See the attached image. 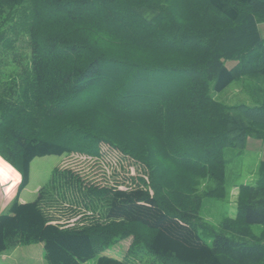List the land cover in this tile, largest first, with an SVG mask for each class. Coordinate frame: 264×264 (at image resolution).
Wrapping results in <instances>:
<instances>
[{
  "label": "trees",
  "instance_id": "obj_1",
  "mask_svg": "<svg viewBox=\"0 0 264 264\" xmlns=\"http://www.w3.org/2000/svg\"><path fill=\"white\" fill-rule=\"evenodd\" d=\"M260 23L264 0H0V157L19 191L34 158L97 156L102 144L149 171L148 187L82 190L54 170L34 202L0 214V254L40 244L46 264H82L131 238L126 257L97 264H264V160L233 218L218 231L199 218L203 199L224 198V150L264 141ZM233 82L254 106L213 99ZM172 171L189 178L185 194L161 189ZM56 202L101 221L60 224L44 210Z\"/></svg>",
  "mask_w": 264,
  "mask_h": 264
},
{
  "label": "rangeland",
  "instance_id": "obj_2",
  "mask_svg": "<svg viewBox=\"0 0 264 264\" xmlns=\"http://www.w3.org/2000/svg\"><path fill=\"white\" fill-rule=\"evenodd\" d=\"M258 30L261 37H264V23L258 25ZM225 64L230 68L235 62L226 61ZM211 95L217 102L226 106H254L253 99L241 89L240 83L238 82L231 83L220 93H214L212 91ZM224 158L226 160L224 169V198L203 199L199 209L200 222L212 227L216 231L219 229L220 222L226 218H233L235 216L238 188L241 185H251L255 182L257 167L260 161L264 160V141L249 138L246 141L243 151L231 148L225 149ZM0 159L1 168L5 169V166L7 168V174L2 171L3 175L0 176V196L6 194L7 200H10L9 206L16 199H19V197L21 200H24L20 203L34 202L37 199V192L48 184L56 169L63 170L64 172L70 170L77 175L82 181V190H84V185L88 184L98 186L109 185V188L127 189L132 187L135 181H139L140 179L144 180L146 184L149 182V171L143 163L110 148L106 144L99 146V154L97 156L72 152L69 154L47 155L34 158L29 164L28 183L21 191H19L21 181L19 172L1 157ZM11 175L13 178L9 177ZM169 175H171V179L166 178L167 180L160 186L161 189L168 187L167 191L170 194H185L184 192L188 190V186L190 185L189 178L187 179L185 174H180L178 171L169 172ZM113 179H116L118 183L115 184ZM148 189L152 191L150 188ZM164 190H161V192L164 193ZM72 195L79 196L76 192ZM99 201H92L98 209L102 207V203ZM71 202V205L76 204L73 198ZM44 210L52 220L60 224H65L68 227H74V225L82 226L83 224L88 225L94 219H97V221L100 220L96 214L92 215L90 212H86L81 217L76 214L78 212L76 208L73 209L72 206L63 205V203L58 204L56 202L49 209L45 207ZM7 212L8 210L2 214H6ZM252 228L256 234H259L263 227L252 226ZM211 240L209 238L207 241L211 242ZM131 242V238H125L112 245L97 249L94 257L82 264H97V259L100 255L122 259L126 257L127 249L130 247ZM37 246L39 245L34 244L6 251V254L11 253V255L6 261L0 259V264H46L43 252H41L42 250L38 251ZM143 258L141 254H137L136 257H132L134 260L132 264H146L148 258L145 262L142 260Z\"/></svg>",
  "mask_w": 264,
  "mask_h": 264
},
{
  "label": "crops",
  "instance_id": "obj_3",
  "mask_svg": "<svg viewBox=\"0 0 264 264\" xmlns=\"http://www.w3.org/2000/svg\"><path fill=\"white\" fill-rule=\"evenodd\" d=\"M0 162H1V159H0ZM0 165H1V164H0ZM0 170H1V172H0V176L3 175V172H2V171H4V173L7 174V168H6V166H5V169H2L1 166H0ZM9 177H12V175L9 176ZM12 178H13V177H12ZM18 201H19V202H22V201H24V200H21V198L19 197ZM9 203H10V200H7V198H6V194H2V195L0 196V214L4 213L6 210H8V208H9ZM17 248H18V247H17ZM17 248H15V249H17ZM19 248H20V247H19ZM37 250H38V251L42 250V245L39 244V246H37ZM41 252H42V251H41ZM6 253H7V252H4V253H2V254L0 255V259H2V261H6V259H8V257L11 255V253H9V254H6Z\"/></svg>",
  "mask_w": 264,
  "mask_h": 264
}]
</instances>
